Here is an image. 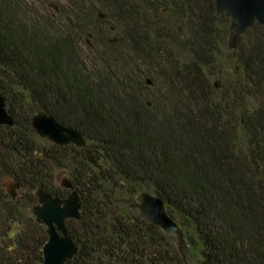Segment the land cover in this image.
I'll use <instances>...</instances> for the list:
<instances>
[{
  "label": "trees",
  "instance_id": "1",
  "mask_svg": "<svg viewBox=\"0 0 264 264\" xmlns=\"http://www.w3.org/2000/svg\"><path fill=\"white\" fill-rule=\"evenodd\" d=\"M40 3L0 0V94L14 119L0 125V178L20 192L0 186V264H42L48 235L31 209L39 188L67 197L57 171L81 199L64 264H175L138 215L141 191L183 230L184 263L264 264V27L231 51L213 0ZM38 111L85 146H36Z\"/></svg>",
  "mask_w": 264,
  "mask_h": 264
},
{
  "label": "water",
  "instance_id": "2",
  "mask_svg": "<svg viewBox=\"0 0 264 264\" xmlns=\"http://www.w3.org/2000/svg\"><path fill=\"white\" fill-rule=\"evenodd\" d=\"M213 2L216 15L223 14L230 19L227 48L231 51L236 48L238 37L253 24L264 27V0H213ZM100 17L103 18V15ZM114 41H119V39H111L110 43ZM147 84H150L149 80ZM5 102L6 98L0 94V125L11 127L14 119L7 112ZM31 126L39 138L46 139L57 146L84 147L86 144L81 133L63 126L44 111H38L32 116ZM11 182L18 189V185L12 180ZM60 186L70 191L65 199L53 197L39 188L35 192L37 205L31 209L36 220L46 227L48 235L47 242L43 246L42 264H64L77 254V247L70 238L65 223L67 220L80 218L81 199L65 178ZM7 193L13 198L16 196L15 193ZM135 199L138 203L140 218L158 228L165 235L176 237L182 247H187L183 230L168 215L161 197L141 191Z\"/></svg>",
  "mask_w": 264,
  "mask_h": 264
},
{
  "label": "rangeland",
  "instance_id": "3",
  "mask_svg": "<svg viewBox=\"0 0 264 264\" xmlns=\"http://www.w3.org/2000/svg\"><path fill=\"white\" fill-rule=\"evenodd\" d=\"M30 2H34L35 5L37 6H41V3H40V0H29ZM46 1V0H45ZM48 2L50 1H53L54 0H47ZM225 56H226V53H225ZM36 134V133H35ZM36 137L33 139L34 142H35V145L38 146V147H48L51 143L49 141H47L46 139H41L39 138L37 135H35ZM69 176L64 172V171H57L56 174H55V184L59 187L61 182L64 180H68ZM0 186L7 192L9 193H15V195H19V191H17V189L14 187V185L12 184L11 180L7 177H3V178H0ZM63 188V187H61ZM37 204H35L34 206H36ZM165 235V234H164ZM167 236V235H165ZM168 238V244H169V247L172 246L174 249H175V254H172L171 253V256H173V260L175 262V264H180L179 262H181V264H186L184 263L183 259H185L186 257V254L188 252V247H183V249H180L179 247H182L179 242H178V239L176 237H170V236H167ZM179 248V250H178ZM192 264V260L190 262Z\"/></svg>",
  "mask_w": 264,
  "mask_h": 264
}]
</instances>
